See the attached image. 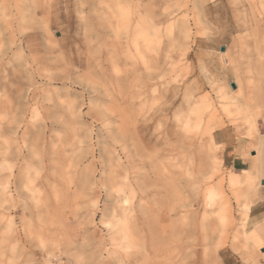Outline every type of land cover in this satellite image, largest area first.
<instances>
[{
  "label": "rangeland",
  "instance_id": "1",
  "mask_svg": "<svg viewBox=\"0 0 264 264\" xmlns=\"http://www.w3.org/2000/svg\"><path fill=\"white\" fill-rule=\"evenodd\" d=\"M262 180L264 0H0V264H264Z\"/></svg>",
  "mask_w": 264,
  "mask_h": 264
},
{
  "label": "crops",
  "instance_id": "2",
  "mask_svg": "<svg viewBox=\"0 0 264 264\" xmlns=\"http://www.w3.org/2000/svg\"><path fill=\"white\" fill-rule=\"evenodd\" d=\"M213 141L223 146V162L225 165L233 170L239 171L241 169H246L247 160H245L239 153L233 154L235 151H241V148L236 145L234 136L227 129H217L213 132L212 135ZM264 200L256 202L251 205L249 210V217L254 221V223L264 221ZM221 261L223 264H240L239 258L234 253L229 255L221 256Z\"/></svg>",
  "mask_w": 264,
  "mask_h": 264
},
{
  "label": "bare ground",
  "instance_id": "3",
  "mask_svg": "<svg viewBox=\"0 0 264 264\" xmlns=\"http://www.w3.org/2000/svg\"><path fill=\"white\" fill-rule=\"evenodd\" d=\"M260 173H261V170L259 167V162L257 160V162L254 164V170H253L251 177H255V176L259 175ZM232 181H233V178L230 179V182H232ZM252 202H253L252 198H250L249 196L245 197V201L241 204V210H242L243 214L247 213ZM142 219L146 223L147 219H146L145 215H143ZM129 236H131V234L129 233V226H126V227H124V238H126V237L128 238ZM244 238L246 240L253 239V240H256L257 242L260 241L261 239H264V222L257 223L255 225V227L253 228V230L248 235H246V237H244Z\"/></svg>",
  "mask_w": 264,
  "mask_h": 264
},
{
  "label": "water",
  "instance_id": "4",
  "mask_svg": "<svg viewBox=\"0 0 264 264\" xmlns=\"http://www.w3.org/2000/svg\"><path fill=\"white\" fill-rule=\"evenodd\" d=\"M220 50L223 51V50H224V47H221ZM230 85H231V87H232L233 89L236 88V84H235L234 82H231ZM262 184H264V180H262Z\"/></svg>",
  "mask_w": 264,
  "mask_h": 264
}]
</instances>
